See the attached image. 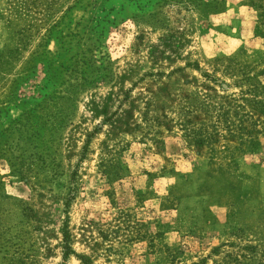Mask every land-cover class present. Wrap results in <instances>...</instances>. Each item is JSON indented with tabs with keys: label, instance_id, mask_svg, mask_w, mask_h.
<instances>
[{
	"label": "rangeland",
	"instance_id": "374dc122",
	"mask_svg": "<svg viewBox=\"0 0 264 264\" xmlns=\"http://www.w3.org/2000/svg\"><path fill=\"white\" fill-rule=\"evenodd\" d=\"M0 264H264V0H0Z\"/></svg>",
	"mask_w": 264,
	"mask_h": 264
},
{
	"label": "trees",
	"instance_id": "16d2710c",
	"mask_svg": "<svg viewBox=\"0 0 264 264\" xmlns=\"http://www.w3.org/2000/svg\"><path fill=\"white\" fill-rule=\"evenodd\" d=\"M64 239H65V242L67 243L68 242V233L67 231L65 230L64 231ZM66 251L64 253V260L68 259V257L72 254H74L72 251H71V248L70 246L67 244L66 247H65Z\"/></svg>",
	"mask_w": 264,
	"mask_h": 264
}]
</instances>
